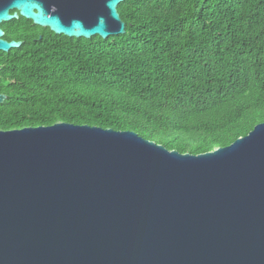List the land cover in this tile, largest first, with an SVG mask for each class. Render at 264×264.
<instances>
[{
  "label": "water",
  "instance_id": "water-1",
  "mask_svg": "<svg viewBox=\"0 0 264 264\" xmlns=\"http://www.w3.org/2000/svg\"><path fill=\"white\" fill-rule=\"evenodd\" d=\"M123 1L0 0V25L106 39ZM0 264H264V122L199 155L87 125L0 131Z\"/></svg>",
  "mask_w": 264,
  "mask_h": 264
},
{
  "label": "trees",
  "instance_id": "trees-1",
  "mask_svg": "<svg viewBox=\"0 0 264 264\" xmlns=\"http://www.w3.org/2000/svg\"><path fill=\"white\" fill-rule=\"evenodd\" d=\"M117 11L125 33L106 39L23 17L0 25L24 41L3 55L5 128L131 131L199 155L264 122V0H124Z\"/></svg>",
  "mask_w": 264,
  "mask_h": 264
},
{
  "label": "flooded vegetation",
  "instance_id": "flooded-vegetation-1",
  "mask_svg": "<svg viewBox=\"0 0 264 264\" xmlns=\"http://www.w3.org/2000/svg\"><path fill=\"white\" fill-rule=\"evenodd\" d=\"M10 21H12V20H10ZM12 26L15 27V24ZM17 26H19V24H17ZM39 39H41V35L39 36ZM4 40H6V39H4ZM7 41H15V40H7ZM19 42H21V45L24 43L23 40H20ZM4 53H8V52H0V96L3 97V102L0 103V111H1V113H0V131L12 130V129L5 128L7 117H4V115L2 114V110L4 109L5 105H7V100L11 97V93L9 92V87H8L9 80H8V77L5 73V71H4V64H5V62H7V61H5V59H6L5 56L3 57Z\"/></svg>",
  "mask_w": 264,
  "mask_h": 264
}]
</instances>
